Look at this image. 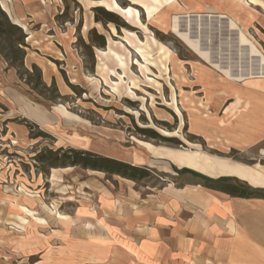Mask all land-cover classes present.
Returning <instances> with one entry per match:
<instances>
[{
  "label": "rangeland",
  "instance_id": "374dc122",
  "mask_svg": "<svg viewBox=\"0 0 264 264\" xmlns=\"http://www.w3.org/2000/svg\"><path fill=\"white\" fill-rule=\"evenodd\" d=\"M76 1L66 0L64 10L61 0L54 23L31 28L39 37L25 67L36 62L42 80L51 75L55 88L32 90L0 57V264L117 263L101 234L81 231L80 217L98 214L102 192H124L132 184L78 167L50 169L33 160L43 148L83 146L122 161L141 154L157 166L133 185L143 195L164 183L181 185L185 176L227 175L264 189V133L233 120L249 108L235 92L253 90L243 84L248 80L229 82L170 30L178 15L180 27L198 34L212 60L243 78L255 76L258 58L237 33L241 28L264 55V0H247L248 6L224 0L232 13L179 8L169 0ZM93 6L115 12L125 26L96 23ZM228 20L238 28L231 30ZM91 28L104 35V47L76 42L81 36L90 44ZM238 98L240 107L231 111Z\"/></svg>",
  "mask_w": 264,
  "mask_h": 264
},
{
  "label": "crops",
  "instance_id": "0c3cea01",
  "mask_svg": "<svg viewBox=\"0 0 264 264\" xmlns=\"http://www.w3.org/2000/svg\"><path fill=\"white\" fill-rule=\"evenodd\" d=\"M0 1L12 22L27 26L26 42L32 49L39 37L32 25L54 23L53 18L61 8V0ZM177 1L187 9L226 8L224 0ZM226 9L233 11L230 4ZM28 55L27 51L25 60ZM43 81H52L51 75H45ZM237 90L238 95L249 100V108L240 111L233 120L238 124L247 121L248 128L264 133V94L248 88ZM128 161L136 166L157 168L151 164L153 160L141 154ZM167 167L175 173L176 168ZM113 177L132 186L128 185L124 192H102L98 198L101 210L96 216H81L80 222L84 223L82 232L101 234L98 239L103 248L110 249L114 259L117 255L115 264H264V197H234L205 187L203 178L191 176H185L181 185L164 183L157 189L148 188L149 193L143 195L141 190L133 188L134 181Z\"/></svg>",
  "mask_w": 264,
  "mask_h": 264
},
{
  "label": "trees",
  "instance_id": "16d2710c",
  "mask_svg": "<svg viewBox=\"0 0 264 264\" xmlns=\"http://www.w3.org/2000/svg\"><path fill=\"white\" fill-rule=\"evenodd\" d=\"M64 10L68 9L66 0ZM77 3L76 0H71ZM94 21L96 23H113L115 29L122 27L119 23L117 14L111 10H106L103 6H93ZM62 14L57 15L59 18ZM125 26V25H124ZM123 26V27H124ZM81 24L78 23L76 30L79 32ZM91 43L85 44L81 36L76 42L81 43L84 47L92 50V46L104 47L105 37L98 33L95 28L89 30ZM26 33L19 23H13L6 11L0 4V57L6 63L7 68L13 69L20 79H23L25 84L31 85L32 90H37L40 87L42 90L55 88V82L52 81L47 85L42 80L41 69L35 65H31V70L25 67L24 60L29 47L26 42ZM30 73H35L37 82L33 84ZM60 98L57 94L54 98ZM33 160L41 165H46L51 168L78 167L82 170H91L103 172L106 175H118L137 183L140 180L150 177L153 171L147 166H136L126 161H122L113 157L105 156L89 150L78 149L72 146L57 147L56 149L43 148L36 151L33 155ZM202 185L211 189L226 192L234 197H249L260 196L264 197V189L252 188L246 181L236 177L220 176L218 178H203Z\"/></svg>",
  "mask_w": 264,
  "mask_h": 264
},
{
  "label": "bare ground",
  "instance_id": "6f19581e",
  "mask_svg": "<svg viewBox=\"0 0 264 264\" xmlns=\"http://www.w3.org/2000/svg\"><path fill=\"white\" fill-rule=\"evenodd\" d=\"M235 1L239 5L242 4V6H248L247 0H235ZM169 2L171 4H177V6L179 8H181V5L178 3L177 0H169ZM184 15L190 16L189 14H184ZM185 17H184V19H185ZM221 17H223V16H221ZM172 19H173V23H172V25H170L171 32L174 35H176V37H178L200 59H202L204 62L210 63L211 64L210 66L213 67L214 69H216L218 72H220L226 78V80H228L229 82H232L235 85H238V83H240V82L244 81L245 79H247L248 81L244 82L243 84L249 85V87L252 88L253 90L260 91V92L261 91H264V83H263V85L261 83H259L260 81H264V55H262L261 53H257V51L253 48L252 43L247 40V37L244 35V32L242 31V29L237 27V23L235 21H233V20H230L229 21L228 20L229 21V24L228 25H229L230 29L232 30L235 27L238 28L239 32L237 34H238V37H239L238 39H239L240 45L241 46L242 45H248L249 46V50H248L249 51L248 52L249 55L251 57L252 56H255V57L258 58V60H257L258 71L256 72V75L255 76H252L251 75V76H247V78L246 77L243 78L242 77L243 76L242 73L235 75V74H233L231 72V69L230 68L223 67L220 63H217V60L216 61L212 60L211 59L212 58L211 57V53L208 51V49L206 47H203V45L201 43V40L198 37V34H197V36H193V35H191V32H190L191 30H189V29H182L180 27V24H179V16L178 15H174ZM238 39H236V40H238ZM241 50H243V49H241ZM241 103H242V100L241 99H239V98L238 99H235L234 100V104L233 105L231 104L232 105L231 111L234 108L240 107V104ZM246 107H248V103L247 102H245V105H244L243 110L246 109ZM92 172H95V171H92ZM252 185H254V184H252Z\"/></svg>",
  "mask_w": 264,
  "mask_h": 264
}]
</instances>
